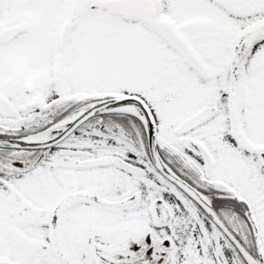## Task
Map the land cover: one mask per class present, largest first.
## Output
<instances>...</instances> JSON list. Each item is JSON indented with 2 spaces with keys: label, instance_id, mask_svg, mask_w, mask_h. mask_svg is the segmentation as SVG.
I'll list each match as a JSON object with an SVG mask.
<instances>
[{
  "label": "snow or ice",
  "instance_id": "obj_1",
  "mask_svg": "<svg viewBox=\"0 0 264 264\" xmlns=\"http://www.w3.org/2000/svg\"><path fill=\"white\" fill-rule=\"evenodd\" d=\"M0 264H264V0H0Z\"/></svg>",
  "mask_w": 264,
  "mask_h": 264
}]
</instances>
